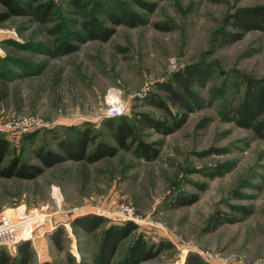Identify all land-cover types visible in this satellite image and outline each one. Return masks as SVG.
Returning a JSON list of instances; mask_svg holds the SVG:
<instances>
[{"label": "rangeland", "instance_id": "rangeland-1", "mask_svg": "<svg viewBox=\"0 0 264 264\" xmlns=\"http://www.w3.org/2000/svg\"><path fill=\"white\" fill-rule=\"evenodd\" d=\"M143 1L155 3L154 10L138 0H52L53 9L42 16L35 10L38 4L31 3L28 13L0 22V121L29 124L26 131L8 134L11 145L1 166L15 156L40 164L33 151L42 145L64 155L59 141L77 138L87 128L96 135L88 151L99 141L116 146L105 125L112 117V101L123 102L121 116L127 120L139 112L165 119V112L148 104L146 97L167 98L159 85L175 84L174 75L191 66L212 68L205 87L193 86L206 105L171 134L139 128L142 141L160 142L154 160L119 149L94 162L66 159L35 179L0 177V214L45 217L33 229L34 240H44L43 249L39 256L31 245L28 264H97L103 232L107 225L125 221L117 214L124 206H133L142 220L155 224L139 221L138 229L121 242L116 262L143 233L150 242L165 239L174 247L139 264H185L190 252L211 264H261L264 141L224 121L220 111L242 96V75L264 76V32L249 31L225 46L220 41L223 29H229V14L264 5V0ZM4 9L0 4V11ZM113 13L123 21L115 23ZM128 13L138 22L131 23ZM92 17L113 29L111 36L73 39L72 31L87 34L85 22ZM67 43L76 44L77 50L65 52ZM31 131L35 136L25 140ZM214 172L220 174L207 176ZM181 191L199 198L175 207L173 198ZM236 205L247 206L251 213H239ZM86 214L105 221L91 232L75 227L73 221ZM213 214L235 221L207 231ZM60 228L62 248L50 238ZM207 253L215 257L208 259ZM19 259L18 252L11 256L13 264Z\"/></svg>", "mask_w": 264, "mask_h": 264}, {"label": "trees", "instance_id": "trees-1", "mask_svg": "<svg viewBox=\"0 0 264 264\" xmlns=\"http://www.w3.org/2000/svg\"><path fill=\"white\" fill-rule=\"evenodd\" d=\"M79 3V0H73ZM38 4L35 10H40L42 16L51 12L52 0H0V4L5 8L0 11V22L7 20L11 16L22 15L28 13V8L32 4ZM139 5L153 11L155 3L138 0ZM28 7V8H27ZM33 10L34 12H36ZM32 12V11H31ZM115 23L122 22V16L112 14ZM131 23H137V18L133 17V13L127 14ZM226 25L229 29H223L221 34L220 46H225L241 40L244 35L252 30L264 32V5L243 7L236 12L231 13L226 18ZM85 30L87 34L70 31L73 39L83 41L85 38L108 39L113 29L100 25L96 17H92L85 22ZM59 31H63L60 29ZM66 32V36L70 34ZM70 37V36H69ZM76 44H66L65 52H73L77 50ZM30 68V67H29ZM6 71V70H5ZM14 73V72H13ZM212 77V68L209 66H191L172 78V82L160 84L159 88L167 94V98H162L156 94H150L146 97V102L153 105L166 114V118L155 117L145 112H139L134 120H127L123 116L108 117L105 125L110 129L111 137L116 141L117 145L108 144L105 141H99L91 151H88L91 142L96 141V135L92 134L89 128L83 130L80 136L71 140H60L59 147L64 155L59 152L42 145L36 148L33 153L40 164H34L22 160L19 156H15L9 162L1 166L7 158V152L10 149V140L8 134L0 133V177H17L21 179H35L47 168L64 161L66 159L87 160L94 162L105 156H114L119 149L133 151L138 157L151 161L159 156L160 142H144L139 138L138 130L152 129L156 132L168 135L181 128L187 121L191 112L201 109L206 105L204 99L200 98L193 90L194 85L205 87ZM244 91L242 96L235 104L223 105L220 116L224 121L234 122L237 126L249 129L254 132L256 137L264 141V76L253 77L247 74L242 75ZM174 107H178L182 112L174 111ZM138 123L139 127L135 125ZM36 132H27L24 139H31ZM220 153V152H219ZM220 172H214L207 176L214 178ZM202 187L201 189H205ZM198 194H187L181 191L173 198L175 207L191 205L198 200ZM236 211L243 215H248L251 210L245 205L233 206ZM105 219L96 214H86L77 217L73 221L75 227H79L86 232L94 231L99 228ZM235 219L223 218L219 214H213L208 218L205 230H216L225 222H234ZM138 229V224L132 221H124L122 223H111L106 226L101 244L99 247L96 262L97 264H139L142 261L149 260L159 256L162 252L172 249L174 244L165 239L157 242H150L143 233L131 243L123 260L116 262L114 256L121 242L128 238ZM63 229H57L50 236L53 243L58 247L63 246ZM31 242L23 241L18 245V255L20 257L17 264H28L30 255ZM0 264H13L11 257L5 251L0 249ZM41 264H54L44 261ZM185 264H211L204 260L197 253L190 252L186 258Z\"/></svg>", "mask_w": 264, "mask_h": 264}, {"label": "built area", "instance_id": "built-area-1", "mask_svg": "<svg viewBox=\"0 0 264 264\" xmlns=\"http://www.w3.org/2000/svg\"><path fill=\"white\" fill-rule=\"evenodd\" d=\"M112 106L109 108V115L111 116H121L124 113L125 106L121 101H112ZM19 120H15L9 123H3L0 121V133L11 134L17 130L26 131L29 129V124L22 126ZM30 214V212H29ZM28 213H21V215L14 219L8 217L3 213L0 214V248L15 246L22 241L32 240L34 241L35 236L33 234V229L41 223L45 222V217L41 218L39 216H29ZM125 221H133L139 223V221H144L147 224L154 225L153 220H142L133 206L120 207L117 213ZM208 259H213L215 256L213 254L207 253ZM261 264H264L261 263Z\"/></svg>", "mask_w": 264, "mask_h": 264}, {"label": "crops", "instance_id": "crops-1", "mask_svg": "<svg viewBox=\"0 0 264 264\" xmlns=\"http://www.w3.org/2000/svg\"><path fill=\"white\" fill-rule=\"evenodd\" d=\"M42 235L43 234H39L38 236H37V239L38 238H41L42 237ZM27 241V240H26ZM30 241V240H29ZM23 242V241H22ZM21 242V243H22ZM20 244V243H19ZM19 244H17V245H15V246H8V247H2V248H0V249H2V250H5L8 254H9V256L11 257V256H15L16 254H17V249H18V245ZM41 244H44V240L43 239H41V241L40 242H38L37 243V241L36 240H34V241H31V245H33L34 246V249H33V251L34 250H36V252H37V254L40 256V254H41V248L43 249V245H41Z\"/></svg>", "mask_w": 264, "mask_h": 264}]
</instances>
